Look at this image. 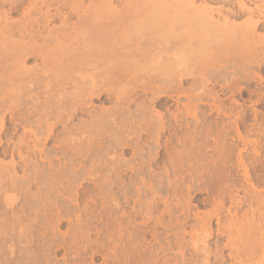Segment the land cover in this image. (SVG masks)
<instances>
[{"label":"bare ground","instance_id":"6f19581e","mask_svg":"<svg viewBox=\"0 0 264 264\" xmlns=\"http://www.w3.org/2000/svg\"><path fill=\"white\" fill-rule=\"evenodd\" d=\"M2 1L0 0V6H2L1 3L4 5L5 4L4 2H8V4H9L8 10H10V11L16 10L18 7H20V5L25 3V0H2ZM34 1H40L41 4L39 5V4H37V2H35L37 8L35 5H33L35 8L31 5L32 8L29 9V11H32L34 8L33 12L32 13L31 12L29 13V11L24 12V13L28 12L27 13L28 15H26V18L24 17L25 18L24 20L22 19V21H19V22L16 21V23H15V21L13 23L12 22L9 23L7 21L8 18L6 17V13L0 12V56H1V58H0L1 59L0 60V71L1 72H5V73L9 72L10 78L12 80L13 79L15 80L16 79L15 77H17L22 70H24V72H26L25 71L26 69L23 68L26 66L23 65L24 63L23 64L20 63L21 61L29 59V56H31V55L32 56L33 55L38 56V58L40 57L43 60V62L45 63L42 70H39L37 73L33 74V76L32 75L29 76V78H27V79L23 78L21 81L22 83H26V82L28 83L26 86H24V89L30 92L33 87L37 88L36 85L39 86L38 83L39 84L44 83L45 80H47V79H49V80H47L48 84H46V87H47V85L49 87L50 86L49 84L50 83L52 84L51 80L52 81L54 80L57 83V85H55V86H57V87L62 86V88H63L64 86H66V84H68V82H71L72 80H73L72 82H74V80H76V78L75 79L72 78L71 75H69L68 73L73 72L74 68H76L77 70H80L81 67L82 68L84 66L86 67V65H88V64L91 67H96L97 65H99L100 69H101V65H103V64H101V62H103V63L105 62L106 66H104V67H105L106 71L105 72L103 70L98 71L99 68H96L94 70V71H96V73L92 72L85 77L81 76V77L77 78V79L82 80L80 82H84L83 81L84 78L89 79L88 80L90 82V85L88 84L89 90L88 89L85 90L87 92L84 93V94H86V98L79 100L80 98H82V94H81L78 98H76L75 102L73 101L74 103L70 104V102H69L68 108L66 107L67 104L64 105L66 108L63 110L68 111L70 114L65 113L66 115H64V113H63L64 116L60 115L57 122L55 121L56 123H51L53 113L49 112L50 109L48 110V108H47L46 110H48V111H47L46 115L44 114L45 117L40 118L38 120V123L40 125H44L43 127H45V128L40 127L38 124V127H40V129L42 128L39 131L37 130L39 128H37L36 129L37 131H35V125L32 124L34 121L31 123V122H29L30 118L28 119L27 117H24V116L22 117V115L18 116L20 118H18V117L16 118L18 113L13 112L14 111L13 109L16 110V108H13V109L11 108L12 111L9 108L11 111V117H10V120L8 123L9 124V131L12 130V129H10L11 127L14 130L17 129L18 127L20 128L22 125H24L25 127L23 126L24 133L22 131V134H21V136L22 135L23 136L20 137V135H19V139L17 140L16 143L12 144L13 145L12 148H9L11 145L9 146L8 144L11 142L13 143L12 140H13V138H16V137L12 136V140H11L10 139L11 136H10V137H8L9 139L7 138L8 140L5 141V142H7V145L9 146L8 148L10 150L7 147H5V149L0 148V192L2 191L0 193V202H1L0 203V223L2 224L1 220L3 221V219H5V222H6V217L8 216V215L5 216L4 215L5 213L4 214L2 213V210L4 208V210H6V211L11 210V212L10 211L9 212L11 214L13 213L12 215L15 216V217L13 216V218H15V220L13 219V221H15L14 222L15 224L14 223H11V224H13V226L14 225L16 226V227H13V226L11 227V224L10 225L8 224V226H6L7 225L6 224V225L0 227L1 231H2V232L0 231L1 232L0 235H1V237H2V234H3V236L5 235L4 237H5L6 243L8 240L10 242H13V240H15L16 237L22 238L24 240L22 243H20V241L17 242V240H16V242H14V244L16 243L15 246H17V244L20 243L19 246H21L22 244H24V246H26L24 253L20 256L26 257L27 260H24L25 261L24 262L22 260V258H19V256H17V254H16L17 257H13L15 250H14V244L12 243L10 245L7 244L9 257H8V255L6 257L8 259L10 258V260H11V262H8L6 260L8 262L7 264H18V263L21 264V262H24L25 264H38V263L43 264V262H41V261H44L45 260L44 257L47 256V254H48V253L46 254V252H45V253H43V255H45V254L46 255L43 256L40 252L41 259H44V260H40L41 263L39 262V260L37 261V259H39V256L37 254L36 255L38 257L36 259L33 258V259H35V261L30 260V259H32V257L36 256L35 253L33 252V250L35 248L39 247L40 245L41 246L43 244L45 245V243H46V242L42 243L41 241H43V240H41L40 241L41 243L39 244V246L33 247L34 248V249L32 248L33 250L31 249V245L33 244L32 243L33 239L31 237V235L29 234V232H30L29 229L31 228V226H33V224H32L33 216L32 215H35L37 213V212L35 213V210L33 208L31 209V207L35 206V209H36V207L38 206L39 207V208H37L38 210L36 209V211H38V212H40V207L42 209H44L41 211H45V210L49 211V208H51V206L49 208H47V206H49V205L46 201L49 200V197L50 198L52 197L50 195H53V193L50 194L51 191H49V190H51V188H53L54 186L57 187V185H55V184L59 182V181L55 182L57 180H55V181L54 180H48L51 177L48 178L47 175H46V177L43 176L44 170L42 169V167L44 169L49 170V173L51 172L50 175L52 176L53 179H56L55 177L58 174L56 172H60L59 173V177H60L59 180L62 179V182H60L61 183L60 186L62 185V187H60L58 185V187H60V191L58 192V194H61V196H66L67 198H69L68 192H71V191H69L70 189L68 190V187H69L68 182H71V181L73 182L72 179L75 178L74 176H77L78 174H80V173H77L76 175L73 176L74 178L71 179L73 174H71L69 171H72V169L75 170L77 168H72L73 163L71 162L72 163L71 164L69 161L66 163H68V164L70 163L69 166H71V168H72L71 170H70V167L68 166V164H67V166L69 168L65 167V166L64 167H65V169L68 168L69 171H67L68 169H66V170L62 169L64 171L63 172V171L55 168V166H57V165H54L55 163L53 161V156H54L55 152H53L52 157L50 156V155H52V154H50V152L55 150V149H53V147H52V150L50 148L48 149L46 147V145L48 142H50L51 140H53L55 138V132H56L55 127H56L57 123L62 124L63 128L65 130V128H67V125L69 124L68 123L69 120H71L70 117L73 118L74 114H76L78 112V111L76 112V110L79 108L80 103H82V101H83L87 105V104H89V102H87V101L92 100V98L94 96L100 95L102 92L106 96L107 95H108V97L111 96L112 98H115V100L117 102H120V104L116 102L118 105H121V102L122 103L127 102L128 104L135 103V101H137V100L133 99V98H135L134 94H136L140 88L143 91V93H145V96H146V94L151 93L153 96L158 95L157 97H159V98H163V97L167 96L168 98L173 100V98L176 94H177V97H178V95L180 96V89L181 88L183 89L185 87L183 85L189 79H193L194 84H196L197 82L199 83V84L198 83L197 84H198V86H200V89H198L197 92L194 89V92L196 94L195 96H196L197 101H198L197 103L200 102L202 104V102L204 101V100L202 101V97H205L208 95L206 93V90H207L206 88L208 86L207 83H208V81L209 82L212 81L210 78H207V74H209L208 77L209 76L212 77V75H215L216 73L220 74L221 70H219L217 68V67H219V65L218 66L216 65L217 67L215 66L214 68L212 67L213 69L216 70L215 72H213L214 70H211L212 69L211 67H208L206 65H203L200 67L199 61H201L202 59L196 61V59L194 60V57L196 55L199 56L201 54L202 47H206V48H207V46L211 47V42H213L212 39H213L214 33H216V34L219 33L218 36H220V34H224L226 36L227 32H229V33L241 32L242 35L244 36L243 40L245 39V36L248 37L247 41H245L247 43L250 37H252V38L254 37L253 38V40H254L256 37L259 36V34L256 37L254 35L257 34V32H256L257 29L261 26L262 23H264L263 22V20H264V0H250V1L255 2V4H257V3L260 4V5L254 6L255 8L254 7L251 8L252 6L247 5L248 0H153V1L148 0L144 3H140V1H139V4L136 2L137 4H135V5L132 4L133 6L128 5V8H125L126 7L125 6L124 9H122V10L119 9L120 7H117L114 5L115 0L114 1L113 0H91V2L89 1L91 4L90 8H89V14L88 13L86 14L85 11L80 12L81 8H77L80 6L78 4L80 0L76 1L77 3H75V0H34ZM70 1L72 2V4L74 1V4H75L74 8L70 4L71 3ZM150 1H152V2H150ZM199 1H200V3H199ZM250 1H249V3L251 4ZM32 2H33V0H32ZM215 3H219V4L221 3L222 6L215 8V7H213V4H215ZM68 4H70L71 8H73V11L75 9V12H76L75 14H78V16H77L78 21L76 23H71L70 25L67 24V22H66L69 20L68 19L69 16L67 15V14H69V12L65 13L66 11H64V12L62 11L65 9L63 6L66 7ZM255 4H253V5H255ZM76 5H77V7H76ZM98 5L103 6V11L100 9L101 7L99 9L97 8ZM61 8H63V9H61ZM76 8L80 9V10H77ZM0 11H1V9H0ZM73 11H72V13H73ZM102 12H103V14L105 12L108 13V15L106 14L107 17L109 16V14L113 15L112 20L109 19L111 21V23L109 22L110 24H108V25H116L115 23H117L118 21H121V23L123 22V25H124V23L127 25V26L126 25L125 26L128 29H126V27H125V30L124 31L122 30L124 32V34L122 33L123 35L119 36L112 31L111 32H105V31H103L105 28L103 30H99V28L103 27V26H100V27L97 26L98 30L97 29L93 30V32L91 34H89L86 31V28L91 26V25L89 26V23L91 24V21H89V19L87 20V18L91 14H92L91 16L101 15ZM115 14H116V17H118L117 18L118 20L114 16ZM69 15H71V14H69ZM123 16L126 17L127 19L125 18L126 19L125 20L123 18ZM245 16H246V19L244 18L245 20L243 19L244 21L242 23H237L238 19L240 20ZM85 17H86V19L83 20ZM95 17H96V19H94ZM119 17L121 18V20H119ZM91 18H93V17H91ZM94 18L92 19L94 22L93 25L96 24V22L98 23V21H99L97 19L98 18L97 16H94ZM103 18H104V16H103ZM109 18H110V16H109ZM57 20L60 21V24L58 25V27H52L51 25L53 24V22H55ZM87 21H89V22L87 23ZM133 25H134V27H136L135 25H137L138 29H139V26H143V25H145V26L148 25L149 27L150 26L152 27V25H153L154 28L153 27H152L153 29L151 28L152 33H150L151 31L150 32L148 31L150 34H147V35H144L141 37H137V38H133L131 36V34H130L131 37L128 36L129 33L126 35V32L128 30H131L129 28L132 27ZM134 27H132V28L134 29ZM100 29H102V28H100ZM123 29H124V26H123ZM148 29H150V28H148ZM16 34H20L19 36L21 38H20L19 42L14 38ZM231 34H233V33H231ZM221 36H223V35H221ZM240 36H241V34H240ZM27 37L28 38L30 37V39L33 40V44L29 41L28 42L25 41L26 39H28ZM230 38H231V36H230ZM252 38H250V39L252 40ZM259 38H257V39H259ZM38 39L41 40V43H42L41 45H37V43L40 41V40L38 41ZM257 39H255V41L252 40L253 44H254V42H255V44H257L259 42L260 39L259 40H257ZM262 40L263 39L260 40L259 45L263 44ZM74 41L78 42L79 44L81 43V45H83L82 46L83 48H81L79 46L80 48H77V50H75V52H81V50L83 51L84 49L90 50L91 48L94 51L90 50L89 53L84 52V54H83V52H82V54L74 53V54H70L69 57H66L67 51H65V49H63V46L66 45V48H68L67 46H70L71 43H73ZM234 41H232V42H234ZM218 42L220 43V41H218ZM228 42H230V41H228ZM130 43H134L133 44L134 48L132 50H130L131 53H128L130 51H128L127 49L130 48L131 46L130 47H126V46H128V44H130ZM120 44L123 45V47H124V45H126L125 47L127 48L126 50L128 52L125 51L126 52L125 54L122 53L123 55L119 54V56H118L117 55L118 53L114 50V47H115V45H120ZM240 47H242V45ZM205 50H202V51H204V53H206ZM207 51H208V49H207ZM209 51H210V49H209ZM209 53H211V52H209ZM119 58L122 60H125V63L122 62L121 65L117 64L116 61H118ZM63 61H67V63L65 62V64H64ZM10 62L13 63V65H11L9 67V65H7V63L10 64ZM19 66H21V68H23L21 71H20L21 68H19ZM208 68H211V69H209L210 71H212L211 73H209L210 71L208 70ZM219 68H221V67H219ZM86 69H87V67H86ZM93 69L94 68H91L90 70L93 71ZM195 69H196V71H195ZM141 70L148 71L149 72L148 75L146 73V75L148 77H145L143 75H141L142 77L141 76L138 77L139 75L137 77H134V76L132 77V74H137ZM18 71H20V72H18ZM100 72H103V74L101 75L102 76L101 81L100 80L98 81V78L95 76V74H98ZM123 73L130 74L129 77H127V78H130L132 83L130 82V84H128V85L126 83L125 85H122V87L118 86V88L116 89V87L114 85L119 81V79L122 76L125 77V75ZM224 75L226 76L225 72H224ZM217 76L219 77V75H217ZM217 76L212 77V79L215 78L213 80L216 81V79H218ZM222 76H223V74H222ZM220 78H222V77H220ZM121 79H123V78H121ZM16 80H18V78ZM123 80H125V79H123ZM159 80H161L164 84L161 82V84H160L161 86H160L158 84L160 82L157 83V81H159ZM237 80H236L237 82L240 81L239 79H237ZM120 81H122V80H120ZM122 82H124V81H122ZM133 83H135V84H133ZM53 84H55V83H53ZM162 84H163V86H162ZM224 86L227 88H230L227 80L224 81ZM16 87H17V85L14 84L13 88H16ZM15 91H13V93ZM181 91H185V90L183 89ZM18 92H19V90H18ZM18 92H17V94H19ZM187 92L186 93L183 92V95H186ZM0 93H1L0 94V100H2L1 97H3V96H1V95L3 93L2 92H0ZM209 93H211V92H209ZM212 94H215V92H212ZM212 94H211V96H213ZM59 96H62V93ZM216 96H217L216 98H218V95H216ZM138 97L141 100L143 98V97L140 98V96H138ZM146 97H149V95H147ZM146 97H144V98H146ZM23 98H22V100H23ZM144 98H143V100H146ZM19 99L20 98L18 97L15 100L19 101ZM143 100H142V102H143ZM57 101H58V103H61L60 99H58ZM175 101H176V105L178 106L179 101L178 100H175ZM11 102H13V101H11ZM195 102H196V100H195ZM204 102L207 103V101H204ZM18 103H20V102H18ZM29 103H31V102H29ZM46 103H48V102H46ZM197 103L194 104L192 107L190 105L189 106L190 108L185 109V113L184 112L181 113L182 111L178 110L180 112H178V111L174 112L173 111L170 113L171 115L169 114L170 116H166L163 112L161 113L159 111V112H155V115L153 113L154 116H153V118L150 117V119H148L149 117L147 118V115H146L147 112L145 110L147 109V107H146V109L144 107V106H146V103H145V105H144V103L143 104L141 103V105H139V103H137L139 106V109H140V111L138 109V111H139L138 113L140 114V112H141V115L143 113L144 117L146 116L144 118L142 115L141 119L139 116L140 120H138V116L136 117V115H138V114H136V115L134 114L135 115L134 118L135 119L137 118V122H136L137 125L134 124L135 122L134 123L132 122L131 124H130V122H129V124L124 123V125H121L119 122V124L121 125L120 126L116 120L117 118H114V116L111 115V112L113 111V110H111V112L109 113L111 115V116L109 115V122L111 123L112 128L114 127V129L117 132V133H115L116 139L114 140V144L112 143L113 147L115 145V147L120 146L123 150L131 149L133 159L136 158V156H137V157H139L140 160H142V159L144 160L145 152L146 153L148 152L147 154H149L148 158L150 159L149 160L150 162H148L146 159L145 160L147 161L149 166L147 167V164L144 166L145 162L143 163V161L142 162L140 161L141 162L140 163V162H138L139 160L137 162L134 161L136 159L131 160L132 159V157H131L130 162H126L127 160H125V161L123 160L124 161L123 163L120 161L121 163H119V164L116 163L117 165L115 164V166L113 165L114 166L113 169H110L111 167L109 168L110 170L106 168L109 171V173H107L106 176H104V175L103 176L105 177V183H106L105 186H106V189L108 191H109V189L112 190V188H110V186H113L114 184L117 183V181H114L116 183H113L112 180H117L116 178H119L118 176H120V175H121L120 176V180H121L122 173L124 172V170L121 169L122 166L124 167V169L126 168L125 169L126 171H130L132 173V178H136V182L134 179V182H135L134 187L132 186L133 184H131L130 186H127L128 183L127 184L122 183L123 185L126 184L122 188L123 189V191H122V189L119 190V188H121V187L118 188L117 186H115V187H117L116 189H118V190H116V192H118V191L123 192L122 194L124 196L122 198H124V199L122 200V202L123 201L124 202L129 201L130 198H132V195L130 197H129V195H130V193H133L134 199L133 200L131 199L132 202L130 201L133 206L131 205L132 208L130 209V212H129V210L127 211L128 208H126V209L124 208L127 205H124V207H122L120 195H119V198H116V197H114V195H112V193L110 191V193H111L110 197L108 195L106 198V200L111 198V203L113 202V205H115V207L117 208V211L120 210V212L119 211L116 212V213H118L117 217H114L113 214L111 213L112 217H114L115 220H114V218H113V221L105 218V219H107V222H108V220L111 221V222L106 223L107 224L106 226L109 227L110 223L112 224V222H113V224H112L113 226L111 225L110 226L111 228H109V229L110 230L113 229L111 231V233H113V235H115V237H116V238L114 237L115 238L114 246H112L110 248V251L108 253L104 252L100 248H97V249L93 248V244H96L97 242H94V241L91 242V240H89L90 234L84 233L85 231H87V232L89 231V229L84 231L83 229L85 227L90 228L86 224H85L84 228H82L83 232L82 231L79 232L81 234H79L78 232H74L72 230V228H71L72 231L69 228H66V229H68V232L62 233L59 235V231L57 230L58 231V233H57L56 229L54 227L55 224L57 223L58 225L63 226V224L68 222L67 223L68 227H70L72 222H70L71 218L69 217L70 216L69 213L71 214L73 212H71L72 209L70 211V207L68 205H67L68 208H67V206H65V204H66L65 201H67V200L62 202L63 204L60 203L61 205H64L65 208H67V209L63 208V206L61 207L60 205H58V203L61 200L57 201V202L53 201L56 199V197H57L56 200H58V198L61 199L59 195L58 196L54 195L55 198L50 199V200L53 199L51 202H54V203H49L50 205L51 204L58 205V206H55L57 208L56 209L57 211H54V212H56V216L51 218L52 220H49V219L45 220L47 218L48 214L44 213V214H46L45 215L46 218H45V216H43L44 214H39V215L43 216V218H45V219H41V222L43 220V223H44L43 225L45 226L47 223L48 230H49V227L53 228V229L51 228L52 229L51 234L49 233L51 236V238H49V244L47 243L48 246L46 245L49 248H47V247H45V248L49 249L48 251L52 250V252H54L55 256L56 255L58 256L59 254L62 253V256H63L62 258H64L63 261H65V262H62V264L68 263L67 258L71 255L70 251H72L70 249H73V251H74L73 256L76 257L75 264H87V263H83V259L80 258L81 255H90L91 260H94V258L96 256H100L104 261L103 264H228L227 261L225 260V257H227L230 260L229 264H264V195H262L263 193H261L262 186H264V177H262V176L256 177V175L254 174L255 170H256L255 164H253L251 161L247 162L246 160H244V157L240 156V164L243 167L242 169H243L244 177L246 180L245 182L247 183V186H246V184H244L245 187L243 186V188L246 189L247 197H246V199L245 198L244 199L239 198L240 199L239 201L237 200L236 202H234L235 203V209H234L235 211L233 210L232 213L230 211H228L229 212V214H228L229 218L226 219L225 218L226 216H223L225 191L221 190L224 188H221L220 190H218V192H215L214 188H216V187L213 186L214 183L212 181V179H214L213 178L214 175L212 176L213 172L211 173V175H209L210 174L209 171L211 168H210V166L208 167L206 165L208 163L205 164V161L203 159V157H205L206 147L204 145L205 143L202 141L206 137L209 136V132L207 131L208 129L206 130L203 127V129L206 130L205 133L200 132L201 130L200 131L198 130L197 132L196 131L192 132V134H190V136H189L190 139L188 138L189 140H187V141L182 140V138L180 139L179 137H176L179 134L178 133L177 135L171 136L170 139L167 138L168 140H166L164 143L162 142L163 144H159L161 142V137L163 136V134L165 132H168V131L171 132L175 127L177 129L180 127L178 129L180 131L181 126L182 127H185V126L188 127L189 126V123H187V122L183 123V121H185V119H186L185 117L190 116L192 118V116H193V117H195V119L199 117V115H200L199 114V112H200L199 107L201 108V105L198 106ZM15 104H13V105H15ZM214 104L218 105L216 101ZM23 105H24V103H23ZM31 105H33V104H31ZM84 105L83 104L81 105L82 108ZM159 105L158 106L160 108L164 109L166 112L168 111V113H169L171 106L170 107L166 106V103H164V102L159 104ZM207 105H209V104H207ZM42 106H44V105H42ZM62 106L63 105H61V107ZM32 108L33 109H31V110H34V107H32ZM117 108H120V106ZM122 108H123V106H121L120 110L123 112ZM19 110H20V108H19ZM57 110H62V109L59 108ZM234 110H236V106L231 105L226 111L222 110L221 113L224 114V116H226V117L227 116L230 117L229 115H231V114L233 115ZM34 112H36V111H34ZM41 112H44V111H41ZM53 112H54V110H53ZM106 113L107 112H105V115H106ZM112 114H113V112H112ZM130 114L132 117L133 116L132 113H130ZM30 115H28V116H30ZM38 116L41 117L42 115L40 114ZM100 116H98V117H100ZM115 116H116V113H115ZM106 117H104V119ZM131 117H130V119L133 118V117L132 118ZM236 118L239 119L240 115L238 114L236 116ZM104 119H103L104 124H102L100 122L103 126L106 125ZM107 119H108V117H107ZM199 119H198V121H199ZM201 119H200V121H202ZM32 120L36 121V119H32ZM94 120L95 121L97 120V123L100 121V120L98 121V119H96V118ZM186 121H187V119H186ZM100 123H98V124L100 125ZM91 124H93L92 121H91L90 125ZM183 124L184 125L187 124V125L183 126ZM108 125H109V123H108ZM88 126H89V124H88ZM100 127H102V126L100 125ZM108 127H110V126H108ZM186 127L184 129H186ZM190 127H191V125H190ZM237 127H238V124H237ZM5 128L7 129L8 127L6 126L5 121H3V119H2L1 123H0V134H1V132L5 131ZM108 129H111V128H108ZM139 130H141V131H139ZM10 132H9V135H11ZM73 132H69V133H73ZM113 132H115V131L113 130ZM141 132H145V134H147V136H148L147 137L148 140L150 142L152 141V143H148V140L146 141L145 139H143L144 137L138 136L139 135L138 133H141ZM176 132H178V131H176ZM84 133L85 132H83L82 134L84 135ZM64 134H65V131H64ZM98 134H104V133H98ZM98 134H97V136H98ZM168 135H170V133ZM74 136L71 134V136H69L67 139L66 138L62 139V140H64V142L61 141V142H63L61 146H64V148L62 147L64 149V151L61 153L59 152V154L61 156H62V153H63V155H65L67 152V149H69L72 145L76 144V146H73L76 148L81 144L80 141H82V140L84 141V138L83 139L80 138L79 139L80 143L79 142L76 143L77 141L75 142V140H77V139ZM101 136H103V135H101ZM101 136H100V138H101ZM134 136L137 138L136 141L133 139ZM1 137H2V135H1ZM1 137H0V146L4 144L3 138H1ZM60 137H62V136H60ZM140 137H142L143 141L147 142L148 145L149 144L153 145L154 143H156V145L158 144L157 145L158 151L155 152L154 154L151 153V150L145 151L144 149L147 146L143 148L142 145L139 146V144H138L139 143L138 140H140ZM5 138H6V136H5ZM172 138L176 139V141H175L176 143H178V144L181 143L183 149L180 148V151L182 149V153H180V152L177 153L179 150L177 152L174 150L176 153L173 152V154L171 152L172 155H170V156L168 155V157L166 159L168 161V164L165 162V164H167V165H165V166L163 165L164 166L163 167L161 164H159L165 158L164 153L162 154L161 151L165 150V153L169 152L167 150L170 147L169 146L170 142H172V144H173ZM55 139H57V138H55ZM98 139H99V137H98ZM185 139H187V138H185ZM15 141H16V139H15ZM85 143H87V142H85ZM143 144H144V146L146 145V143H143ZM55 146H54V148H55ZM61 146L57 147V149L60 148ZM86 146H88V144H86ZM89 147L90 146H88V148ZM81 148H82V146H81ZM88 148H87L86 152L84 151L85 155L88 154L87 156H89V149H91V148H89V149ZM99 149L101 151L100 147H99ZM109 149L107 150L108 152H109ZM65 150H66V152H65ZM74 150L75 149H73V151ZM76 150H78V148ZM81 150H83V149H81ZM97 151L95 150V152H97ZM216 151L220 156L218 154L217 155L219 157L223 158L228 153H231L232 150L230 151V149L225 150V149H219L218 148L216 150L214 149L213 152L215 153ZM64 152H65V154H64ZM73 153H75V152H73ZM105 153H107V152H105ZM109 153H110L109 155L111 157V161L114 162L115 152L112 151ZM123 153H124V151H123ZM254 153H256V155L260 156V151H257V149H254ZM107 154H105V155H107ZM105 155L103 154V156H105ZM214 155L216 156V154H214ZM37 156L39 157V160L47 161V162H45L46 165L43 164L47 168L44 167L39 160H36V158L38 159ZM87 156H85V157H87ZM218 156H216V157H218ZM6 158H10V160L7 161L8 160L7 159L6 160L7 162H4L5 161L4 159H6ZM56 158H57V153H56ZM87 158H89V157H87ZM18 159H19V161H17ZM58 159H57V161H58ZM65 159H66V157H65ZM70 159H72V158H70ZM70 159L68 158V160H70ZM91 159H94V158H91ZM103 159H104V157H103ZM98 160H100V159H98ZM57 161H56V163H57ZM63 161L61 160L60 164L63 163ZM70 161H72V160H70ZM107 161H109V160H107ZM212 161H215V160L213 159ZM112 162H109V163H112ZM131 162H133V163H131ZM221 162L223 163V160ZM19 163H22V166L24 167L21 174L19 173L21 171V169L19 170V166H20ZM137 163H139V164H137ZM60 164L58 162L59 166H60ZM96 164H95V166H96ZM221 164L219 163V165H221ZM91 165H93V163ZM159 165L161 166V168H164L165 173L162 174V172H161V174H159V172H158ZM48 166H49V168H48ZM109 166L110 165L108 164L107 167H109ZM155 166H156V168H155ZM145 167H147V169H145ZM219 167H221V166H219ZM95 168H96L95 170L99 169V167L97 169V166ZM60 169H61V167H60ZM102 169H101V171L98 170V171H100L101 176L103 174ZM106 169H105V172L103 171L104 174H106ZM155 169H158L156 171L158 173H156L154 171ZM78 170H80V169H78ZM161 170H163V169H161ZM224 170L225 169L222 168V171H224ZM46 171H45V174L48 172V171L47 172ZM207 171L209 174H207ZM92 172H93V170H92ZM31 173L37 177L36 179L34 177V179H35L34 181L31 179L33 177V176H31ZM52 173L54 175H52ZM114 174H115V176H114ZM183 175H185V176L188 175L187 177L190 176L191 180L195 179V184H197L196 186H197L198 191L205 192L207 194L206 195L207 198H204L202 200H198L200 202V204H204L212 198V200L214 201V207H213L214 209L212 208L213 210L211 212H209V213L207 212L208 214H204V216H201V214H199V213L193 212L194 207L192 206V203H193V201H195L197 199L196 198L197 196H192L191 190L195 186L192 187L191 185H188L184 188V186H185L184 180L187 177L184 176L185 177L184 178ZM253 175H255V177H253ZM93 176L95 178L94 180L96 181V184H100L97 182L98 180H96V179H98V178H96L97 175H95V173H94ZM101 176H98V177H101ZM214 177H215V179H216V177L218 178L217 174ZM70 179H71V181H69ZM100 179L102 182V178H100ZM221 180H223V179H221ZM88 181H89V179H88ZM35 182H41L43 184L44 183L48 184V186H50L49 188L46 187V185H44V186L47 189H49L48 191H49L50 195H48V192L45 190V187H43V185H41V183H39L40 186H37V187L39 189L41 188V186L44 188L45 191L42 190V192L43 191L47 192V195L44 196L46 198H42L40 196L41 190L38 192L39 194H35L34 191H33L34 194H32L33 192L31 193L30 189L32 190L35 187V185H38L37 183L34 185ZM103 183L104 182H102L101 186H103ZM119 184H120V186L122 185L121 183H119ZM31 185L34 187H32ZM70 185H72V184H70ZM29 186H31V187H29ZM73 186H72V188H73ZM126 186H127V188H126ZM99 187H100V185H99ZM130 187L131 188L133 187L134 191H133V189L131 191ZM103 188H105V187L103 186ZM22 189H23V193H24L25 189H26V191L29 190L28 193L29 194L31 193V195L29 197H26L25 195H23V193L21 195L20 193L22 192L21 191ZM53 189H55V187ZM184 189H186V190H184ZM104 191H106V190H104ZM104 191L100 190V192H102V193L97 194V195H99V196L101 195L100 197H102V194L104 193ZM76 192L79 193V191H76ZM119 192L115 193V194H119ZM184 192L186 194H184ZM25 194H26V192H25ZM42 194H44V193H42ZM70 194H73V192ZM74 194L77 195V193H74ZM120 194H121V192H120ZM164 194L165 195L170 194L171 196L169 195L170 197L169 196L163 197L162 195H164ZM83 195H84V193L82 194V198H81V199H83V200H81L83 202H85V200H88L89 198L92 199L91 197H88V199H85L83 197L87 196V195L86 194L84 196ZM104 195H106V194H104ZM104 195H103V198H104ZM20 196L25 197V199L22 198L23 200H25L24 201L25 204H23L24 202H22V204H21V205H23V207H21V205L18 204ZM71 197H73V196L70 195V198ZM73 198H76L75 201L73 200L75 203L77 201H79L77 199V196L76 197L74 196ZM78 198H79V196H78ZM216 199H217V201H216ZM106 200L104 198V201L107 205L109 202L108 201L106 202ZM98 201L99 200H96V203H94V200H92V201L90 200L89 204L91 202H93V204L95 206V204L97 205ZM233 201H234V199H233ZM87 203H85V204H87ZM85 204L83 203L80 205H82V207H83V205H85ZM101 204H102V202H101ZM123 204H125V203H123ZM17 205H19L21 208L17 209V211H15L14 209L17 208ZM103 205H101V206H103ZM128 205H130V204H128ZM88 206L89 205H86L84 207H88ZM241 206H247V208H248V210L245 211V213H243V215L240 214ZM28 207H30L31 210H28L29 209ZM53 208H54V206L52 207V209ZM91 208L92 207H90V209ZM103 209H106V208H103ZM231 209H232V207H231ZM53 210H50V212ZM67 210H68V212L69 211L70 212L67 213ZM87 210H86V213H88ZM29 211H30V213H28ZM77 211H79V210H77ZM31 212H34V214H32ZM112 212H113V209H112ZM10 213H8V214H10ZM75 213H76V211H75ZM82 213H84V212L82 211ZM116 213L114 214L115 216H116ZM27 214H29L28 219H27L28 216L27 217L24 216ZM94 214H96V213H94ZM89 215L90 214H88V216ZM96 215H98V212ZM77 216H79V214ZM84 216H85V213H84ZM102 216L103 215L96 217V218H98V219H100V217L104 218V216L103 217ZM81 217H82V215L79 217H76V219L78 221L77 222L78 227L80 224L82 226L84 225L82 222L83 219H80ZM109 217L111 218V216H109ZM191 218L195 219L194 221H197V223L195 224V226H192L191 232H188V233H190V235L188 233H186L190 236V238H189L190 243H189V242H187V240H185V238L187 236V235H185V232L187 231V225L189 224ZM9 219H11V217ZM53 219H54V221H53ZM90 219H91V217L86 219L87 220L86 222H88V220L91 222ZM98 219H92V221L94 222V220H96L95 223L98 226V229L100 231V232L97 231V234L99 232V234L102 236L103 234H106L105 231H107V233H108L109 229L105 230L106 226H103V224L101 225V223H103V222H101L100 224H97ZM214 219L216 220V223H217V227H216L217 229L216 230H213L212 221ZM48 220H49V222L53 221L52 224H51V222L49 224V222H47ZM138 221H141V224L143 225V226H141V228L139 227L140 225L138 224L139 223ZM36 222L38 224L40 221L38 222V220H37ZM73 222L76 223L75 221H73ZM93 222H91L89 224H92ZM99 222H100V220H99ZM16 223H17V225H16ZM26 223L28 226L26 225ZM74 223H73V226H74ZM40 224H41L40 225L41 228L44 229L45 227L43 228L42 223H40ZM104 224H105V222H104ZM93 225H92L93 227L96 226L95 224H93ZM99 225H101V227H105V229L102 230L103 228L101 229V227ZM134 225L135 226L137 225L139 228L135 229ZM35 226L36 225H34L32 228H34ZM65 226H66V224H65ZM75 226H76V224H75ZM93 227H92V230H93ZM14 228H16V229L20 228L18 236H14V235L10 236V234H11L10 232H12L14 230V233H15V231H17ZM35 228H38V227H35ZM47 228H45V229H47ZM10 229H11V231L9 232ZM78 229L81 230L80 227ZM159 229H161L162 232H159ZM234 231H236L235 233H237V237H236L237 239L235 238L236 234H234ZM38 232L41 233L40 230L37 231V233ZM45 232H46V230H45ZM47 232H49V231H47ZM70 232H72V234L74 232V234L72 236L74 244L71 241L68 242V240H67V239L71 238L70 237L71 235L69 236V234H68ZM31 234H33V233H31ZM49 234L48 233L45 234L46 240H47V237H49ZM67 234H68V236H67ZM58 235L61 236L60 239H56L58 237ZM215 235L219 239L224 238L226 243H224L222 247H221V244H220V246L216 245L217 247L220 248V250L214 248L215 251H213L214 249L211 250V248L209 246V239ZM162 236H165V238H162ZM171 236L173 237L174 241H172V240L169 241V237H171ZM40 237H42V236L38 237L39 240L41 239ZM149 237L151 239H149ZM102 238H103V236H102ZM104 238L106 239V237H104ZM2 239H0V241L5 242L4 238H2ZM16 239H18V238H16ZM103 240L102 241L97 240V241L99 243L101 242L100 246L104 248ZM3 242H0V243L3 244ZM38 242L39 241L37 240V243ZM67 243L68 244L72 243L73 245L70 244L68 246ZM81 243H82V245H80ZM5 245L3 244V246H4L3 248L6 247ZM44 245L42 247H44ZM111 245H113V242ZM22 246L20 247V250H22ZM70 246H73V247H70ZM188 246L189 247L191 246L190 247L191 250H193V252L197 253L196 254L197 256L195 255L196 256L195 257L196 262L193 260L194 258L192 259V257H187L188 256L187 252L190 250V249H188ZM1 247H2V245L0 246V248ZM3 248H2V250H3ZM224 248L228 249V253L226 255L223 253ZM18 249L19 248H17V250ZM39 249H41V248H39ZM5 251H6V248L4 249V252ZM36 251H38V250H36ZM0 252H2V251H0ZM4 252H2L3 257L6 255L7 251H6L5 255H4ZM50 253H51V251H50ZM50 253L48 254V256L50 255ZM170 253H173L172 257H169ZM51 256L52 255H50V257ZM191 256H194V255L192 254ZM3 257L1 258V256H0V260L3 259ZM211 257H213V262L211 261V259H212ZM53 258H54V256L51 259H53ZM4 259L2 260V262L0 264H4V261H5ZM28 259L30 261H28ZM46 259L48 261L49 257ZM55 260H56V257H55ZM55 260L52 262V264H58L59 263V262H56L57 260L56 261ZM47 261H45L44 263H46V264L49 263V261L48 262ZM69 261H71V259H69ZM74 261H75V259H74ZM24 263H22V264H24ZM49 264H51V263H49Z\"/></svg>","mask_w":264,"mask_h":264},{"label":"rangeland","instance_id":"374dc122","mask_svg":"<svg viewBox=\"0 0 264 264\" xmlns=\"http://www.w3.org/2000/svg\"><path fill=\"white\" fill-rule=\"evenodd\" d=\"M2 1V0H1ZM76 1H79V0H75V3H77ZM91 2V0H80L79 1V7H77V5H76V7L77 8H81V10L80 9H77V10H80V12H84L85 11V13L87 14H89V8H90V2ZM114 1V0H113ZM139 1H140V3H144V2H146V1H148V0H115L114 1V5L115 6H117V7H120L119 9L120 10H122V9H124V7L125 8H128V5L129 6H131L132 4L133 5H135V4H139ZM142 1V2H141ZM153 1V0H152ZM152 1H150V2H152ZM249 1L250 0H248V2H247V5L248 6H252L251 8H253L254 6H256V5H260V4H255V2H253V1H250L251 2V4L249 3ZM3 2V1H2ZM34 2V3H33ZM33 2H32V0L30 1V0H25V3H23L22 5H20V7H18L16 10H8L9 9V4H8V2H4L5 4L3 5L2 3H1V5L2 6H0L1 8V13H3V12H5L6 13V17L8 18L7 19V21L10 23V22H14L15 21V23H16V21H22V19L24 20L25 18H26V15H28L27 13H24V12H26V11H29V9H31L32 7H31V5L33 6V5H35L36 6V3L35 2H37V4H41L40 3V1H34L33 0ZM71 2V1H70ZM121 4H120V3ZM137 2V3H136ZM31 3V4H30ZM199 3H200V1H199ZM71 5H72V7L74 8L75 6V4H74V1H73V4H72V2L70 3ZM70 4H68L67 6L70 8H68L67 6L65 7V6H63L65 9L64 10H62L63 12L64 11H66L65 13H67V12H69V14H71V15H69V14H67L68 16H69V20L68 21H66L67 22V24H71V23H76L77 21H78V18H77V16H78V14H75L76 12H75V9H74V11H73V8H71V6H70ZM221 4V3H220ZM219 3H215V4H213V7H215V8H217V7H220V6H222V4L220 5ZM253 4H255V5H253ZM132 5V6H133ZM34 7V6H33ZM101 7V8H100ZM228 7V6H227ZM35 8V7H34ZM34 8H33V10H34ZM36 8H37V6H36ZM98 9L100 8L102 11H103V6H100V5H98V7H97ZM255 8V7H254ZM28 9V10H27ZM61 9H63V8H61ZM69 9V10H68ZM5 10V11H4ZM33 10L32 11H29V13L31 12H33ZM7 11V12H6ZM71 11V12H70ZM72 11H73V13H72ZM106 11V10H105ZM8 13V14H7ZM25 14V15H24ZM73 14V15H72ZM108 15V13H104L103 14V12H102V14L101 15H93V16H87L88 18H87V20L89 19V21H91V24L89 23V26L90 27H87L86 28V31L89 33V34H91L92 32H93V30H95V29H97V26L98 27H100V26H103V27H100V28H102V29H100L99 28V30H103L104 28V30L103 31H105V32H114L115 34H117V35H119V36H121V35H123L124 34V30H125V27L127 26L125 23H124V25H123V22L121 23V21H118L117 23H115L116 25H108V24H110L111 23V21L110 20H112V17H113V15H111V14H109V16H110V18H109V16L107 17V15ZM94 16H97L98 18V23L96 22V24H94L93 25V18H94ZM103 16H104V18H103ZM115 17H116V14L114 15ZM25 17V18H24ZM91 17H93V18H91ZM106 17V18H105ZM108 18V19H107ZM118 17H116V19H117ZM123 18L125 19L126 17H124L123 16ZM246 19V16L245 17H243L242 19H238V21H237V23H242L245 19ZM86 19V17L83 19V20H85ZM94 19H96V17L94 18ZM110 19V20H109ZM115 19V18H114ZM113 19V20H114ZM115 19V20H116ZM123 19V20H124ZM127 19V18H126ZM125 19V20H126ZM244 19V20H243ZM118 20V19H117ZM119 20H121V18L119 17ZM122 20V21H123ZM70 21V22H69ZM89 21H87V23L89 22ZM110 22V23H109ZM263 22H264V20H263ZM56 23V24H55ZM114 23V22H113ZM120 23V24H119ZM60 24V21L59 20H57V21H55V22H53V24L51 25L52 27H58V25ZM101 24V25H100ZM124 26V29H123V26ZM264 23H262L261 24V26L257 29V34H255L254 36L256 37V36H258V34H259V36L258 37H256L255 39H257V38H259L260 40L261 39H263L262 40V43L263 44H261V45H259L260 44V40L259 39H257V40H259V42L257 43V44H255V42H254V44H253V41H255V39L253 40V38L252 37H250V38H252V40L249 38V40H248V42L246 43L245 41H247V38L248 37H246L245 36V39L243 40V38H244V36L242 35V33L241 32H231V33H233V34H231V33H229V32H227L226 33V36L224 35V34H220V36H218L219 35V33H214L213 34V39H212V41L213 42H211V47H208L207 46V48L206 47H202V49H201V54L198 56V55H196L195 57H194V60L196 59V61L197 60H201V61H199V65H200V67L201 66H203V65H206V66H208V67H215L216 65L218 66L219 65V67H221V68H219V67H217L219 70H221V75L220 74H215V75H212V77H215V76H217V75H219V77H218V79H216V81H214L213 79H215V78H213L212 79V77H208V75L209 74H207V78H210L212 81H208V83H207V90H206V93L208 94L207 96H205V97H202V101L204 100V101H207V103H205L204 101L202 102V104L199 102V103H197L198 101H197V98H196V94H195V92H194V89L196 90V92H197V90L198 89H200V86H198V84L196 83V84H194V80L193 79H189L183 86H185L183 89L187 92V94L186 95H183V92L184 93H186L185 91H181V90H183L182 88L180 89V96L178 95V97H177V94L174 96V98H173V100H171L170 98H168L167 96L166 97H163V98H159V97H157L158 95H152L151 93H148V94H146V96L147 95H149V97H146L145 96V93H143V91L141 90V88L138 90V92L136 93V94H134L135 95V98H133V99H136L137 101H135V103H131V104H128L127 102H121V105H118L117 103H119L120 104V102H117L116 100H115V98H112L111 96H109L108 97V95L106 96L103 92L100 94V95H96V96H94L93 98H92V100H90V101H87V102H89V104H85V102H83L82 101V103H80V106L83 104H85L84 106H83V108H82V106L80 107L79 106V108L76 110V114H74V116H73V118L72 117H70V119L71 120H69V126L67 125V128H65V130H64V128H63V125L62 124H59V123H57L56 124V127H55V138H57V139H53V140H51L50 142H48L47 143V145H46V147L49 149H51L52 150V147H53V149H55V150H53V151H51L50 152V154H52V155H50L51 157L53 156V152H55V154H54V156H53V161H54V165H57V166H55V168H57V169H59V170H61V171H63L64 169H65V167H68L69 165H70V163L72 164V168H77V169H72L71 168V166H69L70 167V170L72 169V171H69V167L68 168H66V169H68L67 171H69L71 174H73L72 175V177H71V179L72 178H74V179H72L73 180V182L71 181V179L69 180V181H71V182H68L69 183V187H68V190L69 191H71V192H68L69 194V198H67L66 196H61V194H58V192L60 191V187H62V185L60 186V182H62V179H60L59 180V173L60 172H56V173H58L57 174V176L55 177L56 179H53L52 178V176L50 175L51 174V172L49 173V170H47V169H44L43 167H42V169L44 170V175L43 176H45L46 177V175H47V177L49 178V177H51V178H47L48 180H57V181H55V182H58V183H56L55 185H57V187H58V185L60 186V187H56V186H54L55 187V189H53V188H51V190H49V189H47L46 187H50V186H48V184H43V183H41V182H35L34 183V185L37 183L38 185H35V187L34 186H32V187H34L32 190L30 189V191H31V193L34 191L35 192V194H39L38 192L41 190V194H40V196L42 197V198H46V197H44V196H46L47 195V192H48V195H50L51 193H53V195H50V196H52L51 198H55L54 197V195L55 196H60V198L61 199H59L58 198V200H56L57 199V197H56V199L55 200H53L54 202L56 201H60L59 203H58V205H60L61 207L63 206V208H65V206H69L70 207V211H71V209H72V211L71 212H73V213H69L68 212V210H67V213H69V217L71 218L70 220V222H72V224H71V226L70 227H68V222L67 223H65L66 224V226H65V224H63V226H61V225H58L57 223L55 224V229H56V232L58 233V231H59V235L60 234H62V233H66V232H68V229H66V228H69L70 230H71V228H72V230L74 231V232H80V231H82L83 232V230L85 231V230H87V229H89V231L87 232V231H85L84 233H89L90 235H89V240H91V242L92 241H94V242H97L96 244H93V248L94 249H97V248H100V249H102L104 252H109L110 251V248L112 247V246H114V242H115V235H113V233H111V231L113 230H110L109 228H111L110 226L113 224V222H112V224L110 223V226L108 227V226H106L107 224L106 223H108V222H111V221H113V218L114 217H117L118 216V213H116V212H120V210H118L117 211V208L115 207V205H113V202L111 203V198H109L110 197V195H111V193H112V195H114V197H116V198H119V195H120V200H121V202H122V200L124 199V198H122L124 195L122 194L123 192V187L127 184V186H130L131 184H133L132 186L134 187V183L136 182V178H132V173L130 172V171H126L125 169H124V167L122 166V168L121 169H123L124 170V172L122 173V177H121V180H120V176H118L119 178H116L117 180H112L113 181V183H116V182H114V181H117V183L116 184H114L113 186H110V188H112V190L111 189H109V191L106 189V183H105V177L104 176H106L107 175V173H109V171L107 170V169H109L110 167V169H113L114 168V166H115V164L117 163V164H119V163H123L125 160H127L126 162H130V158L132 157V150L131 149H128V150H123L120 146V148L119 147H115V145H114V147H113V144H114V140L116 139V137H115V133H117L116 132V130L114 129V127L112 128V125H111V123L109 122V113L111 112V110H113L112 112H113V114H112V112H111V115L112 116H114V118H117L116 120H117V122H118V124H119V122H120V124L121 125H124V123L126 124H129V122H130V124L133 122H135L134 124H136V122H137V118L135 119L134 117H135V115L136 114H138V115H136V117L138 116V120H140L141 119V117H142V115H143V113H142V115H141V112H140V114L138 113L139 111H140V109H139V106H138V104L137 103H139V105H141V103L143 104L144 103V105H145V103H146V106H144L145 107V109H146V107H147V109L145 110L147 113H146V115H147V118L148 119H150V117L151 118H153V116L155 115V112H163L166 116H170L171 114V112H177L178 110H180V111H182L181 113H185V109H188V108H190L189 106L191 105V107L194 105V104H198V106H200L201 105V108L199 107V117L198 118H196L195 119V117H193L192 116V118L190 117V116H187V117H185L186 119H187V121H186V119H185V121H183V123L185 122H187V123H189V126L188 127H186L185 125H187V124H183V126H185L186 127V129H184L185 127H182L181 126V129H180V131L175 127L174 129L176 130V131H178V132H176L174 129L171 131V132H165L164 134H163V136L161 137V142L159 143V144H163L166 140H168V139H170L171 138V136H173V135H177L178 133V135L176 136V137H179L180 139L182 138V140H185V141H187V140H189L190 138H189V136H190V134H192V132H194V131H200V132H202V133H205V131L207 130L208 132H209V136L208 137H204L205 139L202 141V142H204L205 144V147H206V149H205V157H203V159H204V161H205V164L206 163H210L209 165L208 164H206L208 167L210 166V171H209V173H208V171H207V174H209V175H211V173L213 172V174H212V176L214 175H216L217 174V176H218V178L216 177V179H215V177L213 176V178L214 179H212V181H213V186L214 187H216V188H214V190H215V192H218V190H220L221 188H224V189H221V190H223V191H225V200H224V206H223V212H224V214H223V216H226L225 218L226 219H228L229 217H228V214H229V212L228 211H230L231 213L233 212V210L235 209V203L234 202H236L237 200L239 201L240 199H246V197H247V194H246V189H244L243 188V186L245 187V185L244 184H246V186H247V183L245 182L246 180H245V177H244V172H243V167L241 166V164H240V156L241 157H244V160H246L247 162H252L253 164H255V166H256V170H255V175H256V177L257 176H262V177H264V25H263ZM108 25V26H107ZM121 25V26H120ZM126 25V26H125ZM136 27H134V25L132 26V27H134V29L132 28V27H130L129 29H131V30H126L127 32H126V35L129 33V35L128 36H130V34H131V36L133 37V38H137V37H141V36H144V35H147V34H150V33H152V29L154 28V26L152 25V27L150 26H148V25H143V26H139V29H138V27H137V25H135ZM148 28H150V29H148ZM152 28V29H151ZM126 29H128L127 27H126ZM148 29V30H147ZM36 30V29H35ZM98 30V29H97ZM123 30V31H122ZM143 30V31H142ZM150 33H149V32ZM233 31V30H232ZM123 33V34H122ZM85 34V33H84ZM239 34V35H238ZM240 34H241V36H240ZM20 34H16L15 35V39L19 42L20 41V36H19ZM221 35H223V36H221ZM130 36V37H131ZM217 36V37H216ZM230 36H231V38H230ZM233 36V37H232ZM243 36V37H242ZM262 37V38H261ZM28 38V37H27ZM239 38V39H238ZM229 39V40H228ZM15 40V41H16ZM40 39H38V41H39ZM235 40V41H234ZM26 42H31L32 44H33V40L32 39H30V37L28 38V39H26L25 40ZM76 41V40H75ZM73 42V43H71V45L70 46H67L68 48H66V45H64L63 46V49H65V51H67V55H66V57H69L70 56V54H74V53H80V54H82V52H83V54H84V52H86V53H89L90 52V50L91 51H94L92 48L89 50H87V49H84L83 51L81 50V52H75V50H77V48H83L82 46L83 45H81V43L79 44L78 42ZM218 41H220V43L218 42ZM228 41H230V42H228ZM232 41H234V42H232ZM239 43H237V42ZM214 43V44H213ZM219 43V44H218ZM223 43V44H222ZM241 43V44H240ZM42 43H41V40L37 43V45H41ZM134 43H130V44H128V46H126V45H124V47H123V45H115V47H114V50L118 53L117 55L119 56V54L121 55L122 53H126V52H128V51H130V50H132L133 48H134V45H133ZM242 45V47H240ZM80 46V47H79ZM130 47V48H126V47ZM210 46V45H209ZM65 47V48H64ZM70 48V49H69ZM206 50H205V49ZM128 51H127V50ZM207 49H208V51H207ZM209 49H210V51H209ZM202 50H205L206 51V53L208 54H206V53H204V51H202ZM212 50V51H211ZM69 51V52H68ZM71 51V52H70ZM74 51V52H73ZM126 51V52H125ZM203 52V53H202ZM209 52H211V53H209ZM128 53H131V51L130 52H128ZM96 54V53H95ZM206 54V55H205ZM101 55V54H100ZM123 55V54H122ZM32 56V55H31ZM31 56H29V59H26V60H24V61H21L20 63H24L23 65L24 66H26V67H23V68H25L26 70V72H24V70H22L23 68H21V66H19V68H21L20 69V71L22 72H20V71H18V72H20V74L17 76V77H15L16 79L18 78V80H12L11 78H10V73L9 72H7V73H5V72H1L0 71V92H2L3 94L1 95V96H3V97H1L2 98V100H0V123H1V120L3 119V121H5V123H6V126L8 127L7 129L5 128V131L4 132H1V134H0V137H1V135H2V137L1 138H3V145H1L0 146V148L1 149H5V147H9L10 145V147L9 148H12L13 147V145L12 144H14V143H16L17 142V140L19 139V135H20V137H22L21 136V134H22V131L24 130L23 129V126L24 125H22L20 128L18 127L17 129H13L12 127L10 128V129H12V130H10L9 131V120H10V117H11V111H12V109L13 108H16V110L15 109H13L14 111L13 112H17L18 113V115L16 116V118L20 115H22V117L24 116V117H27L28 119H29V122H33L32 124L33 125H35V131H39V130H41L42 128H45V127H43L44 125H40L39 123H38V120L40 119V118H43V117H45L44 116V114L46 115L47 114V111L50 109V111L49 112H52L53 114H52V119H51V123H56L57 122V120H58V118H59V116L60 115H62V116H64V115H66L65 113H69L68 111H66V110H63V109H65L66 107L68 108V106H69V102H70V104H72V103H74L75 102V100H76V98H78L81 94H82V98H80L79 100H81V99H85L86 98V94H84V93H86L87 91H85V90H89V85H90V82L88 81L89 79H87V78H84L83 79V81L84 82H80V81H82V80H80V79H77V78H79V77H81V76H87V75H89L90 73H92V72H95L96 73V71H94L96 68H99L98 69V71H101V70H103L104 72L106 71V69H105V67L104 66H106V64H105V62L103 63V62H101V64H103V65H101V69H100V66L99 65H97L96 67H91L89 64L88 65H86V67H87V69H86V67L84 66L83 68L81 67V69L80 70H77L76 68H74V70H73V72H71V73H68L69 75H71V77L72 78H76V80H74V82H68V84H66V86H64L63 88H62V86H60V87H57V86H55V85H57V83L53 80H51V82H52V84L50 83L49 85L51 86H49L48 87V85H47V87H46V84H48L47 83V80H49V79H47V80H45V82L44 83H38V85L39 86H37L36 85V87L37 88H35V87H33L32 89H31V91L29 92V91H27V90H25L24 89V86H26L28 83L26 82V83H22L21 81H22V79L24 78H29V76H33V74H35V73H37L39 70H42V68H43V66L45 65V63L43 62V60L39 57L38 58V56H35V55H33L32 57ZM201 56V57H200ZM206 56V57H205ZM31 57V58H30ZM203 57V58H202ZM234 57V58H233ZM0 58H1V56H0ZM238 59V60H237ZM1 60V59H0ZM206 61V62H205ZM224 61V62H223ZM64 62V64H65V62L67 63V61H63ZM122 62L123 63H125V60H122V59H118V61H116V63L117 64H119V65H121L122 64ZM205 62V63H204ZM222 62V63H221ZM107 63V62H106ZM105 64V65H104ZM7 65H9V67L11 66V65H13V63H11L10 62V64L9 63H7ZM22 65V66H23ZM103 66V67H102ZM30 68V69H29ZM89 68V69H88ZM91 68H94L93 69V71L92 70H90ZM211 68H208V70L209 69H211ZM211 69V70H214L213 72H215L216 70L215 69ZM216 68V69H217ZM29 69V70H28ZM36 69V70H35ZM217 69V70H218ZM195 71H196V69H195ZM210 71V70H209ZM225 72V74H226V76L224 75V72ZM212 71H210L209 73H211ZM223 72V73H222ZM73 73V74H72ZM146 73H147V75H148V71H145V70H141L140 72H138L137 74H132V77L134 76V77H137L138 75V77H140L141 75H143V76H145V77H148L147 75H146ZM103 74V72H100V73H98V74H95V76L98 78V81L100 80L101 81V75ZM124 75H125V77L124 76H122L121 78H123V79H125V80H123V79H119V81L114 85L115 87H116V89L118 88V86L120 87H122V85H125L126 83H127V85L128 84H130V82H131V79L130 78H127V77H129V75L130 74H128V73H123ZM122 74V75H123ZM222 74H223V76H222ZM9 76V77H8ZM142 77V76H141ZM216 77V78H217ZM220 77H222V78H220ZM240 77V78H239ZM227 78V79H226ZM2 79V80H1ZM89 82H87L86 80ZM209 79V80H210ZM237 79H239L240 81L239 82H237L238 80ZM4 80V81H3ZM31 80V79H30ZM120 80H122V81H124V82H122V81H120ZM225 80H227L228 81V85L230 86V88H227V87H225L224 86V81ZM237 80V81H236ZM13 81V82H12ZM79 81V82H78ZM214 81V82H213ZM87 82V83H86ZM158 82H160V83H158ZM161 80H159V81H157V83L160 85L161 84ZM19 83V84H18ZM35 83V82H34ZM53 83H55V84H53ZM132 83V82H131ZM163 83V82H162ZM17 85V87L16 88H13V85ZM89 84V85H88ZM133 84H135V83H133ZM164 84V83H163ZM163 84H162V86H163ZM43 85V86H42ZM117 85V86H116ZM161 86V85H160ZM196 86V87H195ZM42 87V88H41ZM195 87V88H194ZM198 87V88H197ZM197 88V89H196ZM22 89V90H21ZM48 89V90H47ZM16 90V91H15ZM18 90H19V92H18ZM34 90V91H33ZM36 90V91H35ZM42 90V91H41ZM209 90V91H208ZM211 90V91H210ZM13 91H15L14 93H13ZM17 92L19 93V94H17ZM27 94H26V93ZM35 92V93H34ZM56 92V93H55ZM62 93V96H59L61 93ZM182 92V93H181ZM194 92V93H193ZM209 92H211V93H209ZM212 92H215V94L216 95H218V98H216L217 96L215 95V94H212ZM1 94V93H0ZM29 94V95H28ZM53 94V95H52ZM77 94V95H76ZM175 94V93H174ZM211 94L213 95V96H211ZM183 95V96H182ZM215 95V96H214ZM21 96V97H20ZM26 96V97H25ZM138 96H140V98H144V97H146V98H144V99H146V100H143V98H142V100H143V102H142V100L141 99H139V97ZM153 96V97H152ZM20 98L19 99V101H16L15 99H17V98ZM24 97V98H23ZM157 97V98H156ZM22 98H23V100H22ZM53 98V99H52ZM138 98V99H137ZM156 98V99H155ZM25 99V100H24ZM32 99V100H31ZM41 99V100H40ZM49 99V100H48ZM58 99H60L61 100V103H58ZM65 99V100H64ZM210 99V100H209ZM31 100V101H30ZM53 100V101H52ZM56 100V101H55ZM162 102H161V101ZM175 100H178L179 102H178V106L176 105V101ZM194 100V101H193ZM195 100H196V102H195ZM219 102H218V101ZM11 101H13V102H11ZM51 101V102H50ZM72 101V102H71ZM74 101V102H73ZM145 101V102H144ZM193 101V102H192ZM215 101L217 102V104L218 105H215L214 103H215ZM18 102H20V103H18ZM29 102H31V103H29ZM46 102H48V103H46ZM86 102V103H87ZM117 102V103H116ZM141 102V103H140ZM166 103V106H168V107H170L171 106V108H170V111H169V113H168V111L166 112L164 109H162V108H160L159 106V104H161V103ZM17 105H16V104ZM23 103H24V105H23ZM42 103V104H41ZM204 103V104H203ZM220 103V104H219ZM13 104H15V105H13ZM29 104V105H28ZM31 104H33V105H31ZM67 104V105H66ZM149 104V105H148ZM207 104H209V105H207ZM22 105V106H21ZM42 105H44V106H42ZM61 105H63L62 107H61ZM64 105H66V107L64 106ZM159 105V106H158ZM203 105V106H202ZM231 105H234V106H236V110H234V113H233V115L231 114V115H229L230 117H226V116H224V114H222L221 112H222V110H227ZM15 106V107H14ZM19 106V107H18ZM39 106V107H38ZM41 106V107H40ZM120 106V108H117V107H119ZM121 106H123V112L120 110L121 109ZM188 106V107H187ZM30 107V108H29ZM32 107H34V110H31V109H33ZM37 107V108H36ZM52 109H51V108ZM61 108L62 110H57V109H59V108ZM86 107V108H85ZM186 107V108H185ZM11 109V111H10V109ZM18 108V109H17ZM19 108H20V110H19ZM44 108V109H43ZM48 108V110H46ZM81 108V109H80ZM22 109V110H21ZM56 109V110H55ZM138 109H139V111H138ZM29 110V111H28ZM46 110V111H45ZM52 110V111H51ZM53 110H54V112H53ZM34 111H36V112H34ZM41 111H44V112H41ZM59 111V112H58ZM65 111V112H64ZM180 111H178V112H180ZM39 112V113H38ZM58 112V113H57ZM105 112H107L106 113V115H105ZM132 113V117L135 119H133L132 117H131V114L130 113ZM228 112V111H227ZM239 112V113H238ZM9 113V114H8ZM23 113V114H22ZM26 113V114H25ZM35 113V114H34ZM37 113V114H36ZM63 113H64V115H63ZM115 113H116V116H115ZM153 113H154V115H153ZM229 113V112H228ZM32 116H31V115ZM42 115L41 117L40 116H38V115ZM55 114V115H54ZM70 114V113H69ZM103 114V115H102ZM135 114V115H134ZM170 114V115H169ZM240 115V118L238 119V118H236V116L237 115ZM28 115H30V116H28ZM73 115V114H72ZM101 115V116H100ZM105 115V116H104ZM108 115V116H107ZM110 115V116H111ZM90 116V117H89ZM98 116H100V117H97ZM108 117V119H107V117ZM139 116H140V119H139ZM4 117V118H3ZM104 117H106L105 119H104ZM130 117L132 118V119H130ZM143 117H144V115H143ZM146 117V116H145ZM144 117V118H145ZM202 119H201V118ZM18 118H20V117H18ZM98 119V123H102V124H104L103 123V119H104V121H105V124L106 125H102L101 123H100V125L102 126V127H100V125L97 123V120L95 121L94 119ZM101 118V119H100ZM202 120V121H200V119ZM32 119H36V121L35 120H32ZM126 119V120H125ZM131 121H130V120ZM183 119V120H184ZM198 119H199V121H198ZM119 120V121H118ZM134 120V121H133ZM54 121V122H53ZM56 121V122H55ZM71 121V122H70ZM91 121H92V123L93 124H91L90 125V123H91ZM96 123H95V122ZM197 121V122H196ZM199 122V123H198ZM88 123L89 124V126H88V124L86 125V124ZM108 123H109V125H108ZM197 123V124H196ZM38 124H39V126L40 127H42L41 129H40V127H38ZM119 124V125H120ZM237 124H238V127H237ZM85 125V126H84ZM96 125V126H95ZM99 125V126H98ZM110 126V127H108V126ZM120 125V126H121ZM137 125V124H136ZM135 125V126H136ZM190 125H191V127H190ZM12 126V125H11ZM98 126V127H97ZM25 127V126H24ZM69 127V128H68ZM104 127V128H103ZM111 128V129H108V128ZM190 127V128H189ZM203 127H204V129H206V130H204L203 129ZM208 127V128H207ZM37 128H39V129H37ZM82 128V129H81ZM100 130H99V129ZM103 128V129H102ZM223 128V129H222ZM37 129V130H36ZM239 129V130H238ZM75 130V131H74ZM103 130V131H102ZM113 130L115 131V132H113ZM64 131H65V134H64ZM67 131V132H66ZM74 131V132H73ZM112 131V132H111ZM139 131H141V130H139ZM204 131V132H203ZM9 132H10V134L11 135H9ZM69 132H73V133H69ZM81 132V133H80ZM83 132H85L84 133V135L82 134ZM122 132V131H121ZM23 133H24V131H23ZM63 133V134H62ZM69 133V134H68ZM98 133H104V134H98V136H97V134ZM107 133V134H106ZM170 133V135H168ZM172 133V134H171ZM176 133V134H175ZM207 133V132H206ZM8 134V135H7ZM71 134L77 139V140H75V142L76 143H78L79 142V139L81 138V139H83L84 138V141L82 142V141H80L81 142V146H82V148H81V146L79 145H77L78 147H73V146H76V144H74V145H72L69 149H67V152H66V150H65V152H66V154H65V152H64V154L65 155H63V153H62V156L59 154V152L61 153V152H63L64 151V146H61L62 145V143L64 142V140H62V139H67L69 136H71ZM77 134V135H76ZM80 134V135H79ZM139 135L138 136H142V137H144L143 139H145L146 141L148 140V136H147V134H145V132H141V133H138ZM62 136V137H60V136ZM101 135H103V136H101ZM5 136H6V138H5ZM11 136V140H12V136H14V137H16V138H13V143L11 142V143H9L8 145H7V142H5L6 140H8L9 138L8 137H10ZM59 136V137H58ZM97 136V137H96ZM100 136H101V138H100ZM169 136V137H168ZM64 137V138H63ZM98 137H99V139H98ZM142 137H140V140L143 142V143H146V145L144 146V144L140 141V140H138L139 141V146H143V148L144 147H146L144 150L145 151H148V150H151V153L152 154H154L155 152H157L158 151V149H157V145H156V143H154L153 145L152 144H149L148 145V143H152V141L150 142L149 140H148V143L147 142H145V141H143V139H142ZM175 137V136H174ZM8 138V139H7ZM168 138V139H167ZM185 138H187V139H185ZM189 138V139H188ZM15 139H16V141H15ZM98 139V140H97ZM133 139L136 141V137L134 136L133 137ZM173 139V144H172V142H170V144H169V149L167 150V151H169L168 153L166 152L165 153V150H163V151H161L162 152V154L164 153V159L162 160V162L161 163H159V164H161L162 166L164 165H167L168 164V161L166 160L167 159V157H168V155L170 156V155H172L173 154V152H177L178 150V152L177 153H182V149H183V147H182V145H181V143H176L175 141H176V139L175 138H172ZM175 139V140H174ZM203 139V138H202ZM55 140V141H54ZM60 141V142H59ZM61 141H63V142H61ZM172 141V140H171ZM207 141V142H206ZM74 142V143H75ZM79 142V143H80ZM85 142H87V143H85ZM141 142V143H140ZM163 142V143H162ZM6 143V144H5ZM91 145H90V144ZM113 143V144H112ZM59 144V145H58ZM86 144H88V146H90L89 148H91V149H89L88 148V146H86ZM94 146H93V145ZM56 145V146H55ZM65 145V144H64ZM96 145V146H95ZM181 145V146H180ZM54 146H55V148H54ZM59 146H61L60 148H58L57 149V147H59ZM112 146V147H111ZM174 146V147H173ZM208 146V147H207ZM63 147V148H62ZM99 147L101 148V151H100V149H99ZM110 149H109V148ZM149 147V148H148ZM151 147V148H150ZM8 148V149H9ZM62 148V149H61ZM78 148V150H76ZM83 149V150H81V149ZM87 148L89 149V156H87V155H85V152L87 151ZM180 148H182L181 149V151H180ZM225 149V150H228V149H230V151H231V153H228L225 157H219L220 155L217 153V151L214 153L213 151H214V149L216 150V149ZM62 151H61V150ZM73 149H75L74 151H73ZM85 149V150H84ZM99 149V150H98ZM109 149V152H115V160H114V162H112L111 161V157H110V153L107 151ZM147 149V150H146ZM254 149H257V151H260V156L259 155H256V153H254ZM10 150V149H9ZM58 150V151H57ZM71 150V151H70ZM95 150L97 151V152H95ZM124 151V153H123V151ZM156 150V151H155ZM175 150V151H174ZM79 151V152H78ZM85 151V152H84ZM95 153H94V152ZM144 151V152H145ZM154 151V152H153ZM219 151V150H218ZM73 152H75V153H73ZM79 154H78V153ZM84 152V153H83ZM102 152V153H101ZM105 152H107V153H105ZM131 152V153H130ZM171 152H172V154H171ZM175 152V153H176ZM56 153H57V158H56ZM77 153V154H76ZM81 153V154H80ZM83 153V154H82ZM92 153V154H91ZM98 153V154H97ZM148 153V152H147ZM146 152H145V157H144V160L146 159L148 162H150L149 160V158H148V156H149V154H147ZM150 153V154H151ZM216 154V156H218V157H216L214 154ZM69 156H68V155ZM103 154L105 155V154H107V155H105V156H103ZM167 154V155H166ZM218 154V155H217ZM239 154V155H238ZM61 157H60V156ZM76 157H75V156ZM87 156V157H89V158H87V157H85V156ZM66 157V159H65V157ZM74 156V157H73ZM78 156V157H77ZM97 156V157H96ZM100 156V157H99ZM204 156V155H203ZM38 157V156H37ZM60 157V158H59ZM103 157H104V159H103ZM55 158V159H54ZM59 158V159H58ZM65 160H64V159ZM68 158L70 159V158H72V159H70V160H72V161H70V160H68ZM76 158V159H75ZM91 158H94V159H91ZM113 158V159H114ZM215 160V161H212L213 159ZM8 159V160H7ZM57 159H58V161H57ZM86 159V160H85ZM96 159V160H95ZM98 159H100V160H98ZM102 159V160H101ZM106 159V160H105ZM134 159H136V160H134ZM133 159V157H132V159L131 160H134V161H138V162H142L143 161V163H144V166L147 164V167L149 166L148 165V163H147V161L145 160H140L139 159V157H137L136 156V158H134ZM206 159V160H205ZM223 160V163L221 162L222 160ZM5 160V161H4ZM3 161L4 162H7V161H9L10 160V158H6V159H4ZM7 160V161H6ZM36 160H39V157H38V159L36 158ZM62 160H64L63 161V163H61L60 164V161ZM107 160H109V161H107ZM124 160V161H123ZM129 160V161H128ZM239 160V161H238ZM249 160V161H248ZM17 161H19V159L17 160ZM41 163H42V165L43 164H45L46 165V163L45 162H47V161H41V160H39ZM56 161H57V163H56ZM70 162L69 164L68 163H66V162ZM75 161V162H74ZM95 161V162H94ZM97 161V162H96ZM103 161V162H102ZM121 161V162H120ZM58 162H59V164H60V166L58 165ZM102 162V163H101ZM109 162H112V163H109ZM140 162V163H141ZM165 162L167 163V164H165ZM212 162V163H211ZM84 163V164H83ZM93 163V165H91ZM96 164V166H97V169H98V167H99V169L98 170H100L101 171V169L103 168H107L106 169V174H104V172H105V169L103 170L102 169V176L100 175V171H98V170H95L96 168V166H95V164ZM104 163V164H103ZM131 163H133V162H131ZM135 163V162H134ZM219 163L221 164V165H219ZM20 164V166H19V170L21 169V171L19 172L20 174H21V172H22V170L24 169V167L22 166V163H19ZM66 164V165H65ZM67 164H68V166H67ZM108 164L110 165L109 167H107L108 166ZM116 164V165H117ZM136 164V163H135ZM137 164H139V163H137ZM63 165V166H62ZM114 165V166H113ZM212 165V166H211ZM224 167H223V166ZM44 166V165H43ZM65 166V167H64ZM163 166V167H164ZM219 166H221V167H219ZM44 167H46V166H44ZM60 167H61V169H60ZM82 167V168H81ZM92 167V168H91ZM147 167H145V169H147ZM47 168V167H46ZM48 168H49V166H48ZM155 168H156V166H155ZM161 168V166L159 165V170L158 169H155L154 171L156 172L157 170H158V172H159V174H161V172H162V174L163 173H165V171H164V168H161V169H163V170H161L160 169ZM222 168L223 169H225L224 171H222ZM63 169V170H62ZM65 169V170H66ZM78 169H80V170H78ZM90 169V170H89ZM109 169V170H110ZM48 172H47V171ZM92 170H93V172H92ZM95 170V171H94ZM122 170V171H123ZM221 172H220V171ZM45 171L47 172L46 174H45ZM76 173H75V172ZM104 171V172H103ZM64 172V171H63ZM89 174H88V173ZM158 172H156V173H158ZM219 172V173H218ZM49 173V174H48ZM55 173V172H54ZM55 173V174H56ZM75 173V174H74ZM77 173H80V174H78L77 176H74V175H76ZM93 173V174H92ZM94 173H95V175H97L96 176V178H98V179H96V180H98L97 182L98 183H100V184H96V181L94 180L95 178H94ZM222 173V174H221ZM87 174V175H86ZM111 174V173H110ZM221 174V175H220ZM50 175V176H49ZM52 175H54L53 173H52ZM84 175V176H83ZM90 175V176H89ZM255 175H253V177H255ZM31 176H33L31 179L34 181L37 177L36 176H34L32 173H31ZM74 176V177H73ZM89 178H88V177ZM92 176V177H91ZM98 176H101V177H98ZM114 176H115V174H114ZM185 175H183V177H184ZM188 176V175H187ZM187 176H185V177H187ZM221 178H220V177ZM34 177H35V179H34ZM58 177V178H57ZM79 177V178H78ZM91 177V178H90ZM184 177V178H185ZM44 178V177H43ZM42 178V179H43ZM81 178V179H80ZM85 178V179H84ZM87 178V179H86ZM100 178H102V182H104L103 183V186L105 187V188H103V186H101L102 185V182H101V179ZM220 178V179H219ZM45 179V178H44ZM79 179V180H78ZM83 179V180H82ZM88 179H89V181H88ZM91 179V180H90ZM119 179V180H118ZM134 179H135V182H134ZM221 179H223V180H221ZM104 180V181H103ZM133 181V182H132ZM220 181V182H219ZM79 182V183H78ZM217 182V183H216ZM39 183H41V185H43V187H45L44 185H46V187H45V190L47 191V192H44L45 190H44V188L41 186V188L39 189L37 186H40V184ZM49 183V182H48ZM119 183H126L125 185H121L120 186V184ZM184 183H185V186H184V188L186 187V186H188V185H191L192 187L193 186H195V187H191L192 188V196H197L196 198V200L195 201H193V203H192V206L194 207V209H193V212H196V213H199V214H201V216H204V214H208L209 212H211L214 208V201L212 200V198L208 201V202H206V203H204V204H200V202L198 201V200H202V199H204V198H207V194L205 193V192H201V191H198V189H197V184H195V179L194 180H191V177L189 176V177H187V178H185V180H184ZM197 183V182H196ZM216 183V184H215ZM219 183V184H218ZM222 183V184H221ZM243 183V184H242ZM70 184H72V185H70ZM78 184V185H77ZM96 184V185H95ZM193 184V185H192ZM195 184V185H194ZM52 185V184H51ZM74 185V186H73ZM99 185H100V187H99ZM217 185V186H216ZM31 186H29V187H31ZM72 186H73V188H72ZM78 186V187H77ZM115 186H117L118 188L119 187H121V188H119V190H121L122 189V191H120L121 192V194H120V192H119V194H115V193H118V192H116V190H118V189H116L117 187H115ZM127 186H126V188H127ZM71 187V188H70ZM102 187V188H101ZM133 187L131 188L130 187V189H131V191H132V189H133ZM234 187V188H233ZM264 186H262V191H261V193H263L262 195H264V188H263ZM27 188V187H26ZM114 188V189H113ZM129 188V187H128ZM238 189V190H237ZM42 190H44L43 192H42ZM51 191L50 192V194H49V191ZM53 190V191H52ZM100 190L101 191H104V190H106V191H104V193L102 194V197H100L99 195H97V194H100V193H102V192H100ZM184 190H186V189H184ZM234 190V191H233ZM22 191V192H21ZM20 192V194L22 195V193H23V189L21 190ZM76 191H79V193L78 192H76ZM99 191V192H98ZM110 191H111V193H110ZM114 191V192H113ZM133 191H134V189H133ZM2 192V191H1ZM0 192V193H1ZM25 192H26V194H25ZM29 192V190L28 191H26V189L24 190V193H23V195H25L26 197H29L30 195H31V193L29 194L28 193ZM34 192L32 193V194H34ZM73 192V194L74 193H77V195L76 194H70V193H72ZM108 192V193H107ZM181 192V191H180ZM42 193H44V194H42ZM81 193V194H80ZM84 193V195L86 194L87 196H84L83 198H85V199H88V197H91L92 199H88V200H85V202H83V201H81V200H83V199H81L82 198V194ZM114 193V194H113ZM80 194V195H79ZM104 194H106V195H104ZM184 194H186L185 192H184ZM246 194V195H245ZM70 195L71 196H77V199L79 200V201H77L76 203L74 202L75 200H76V198H73V197H71L70 198ZM103 195H104V198H105V200H106V198H107V196L109 195V199H107L106 200V202L108 201L109 203L106 205V203H105V201H104V198H103ZM118 197H117V196ZM129 195V194H128ZM132 195V198H130V200L129 201H127V202H122V207H124V205H127V206H125L124 208L126 209V208H128L127 209V211L129 210V212H130V209L132 208V200L134 199V197H133V193H130V195H129V197ZM170 195V194H169ZM168 194H164V195H162L163 197L164 196H169ZM78 196H79V198H78ZM106 196V197H105ZM149 196V195H148ZM171 196V195H170ZM169 196V197H170ZM216 196V195H215ZM49 197V196H48ZM95 197V198H94ZM25 199V197L24 196H20V198H19V201H18V204H22V202H24L25 200H23V199ZM50 197H49V200L51 199ZM94 198V199H93ZM97 198V199H96ZM99 198V199H98ZM103 198V199H102ZM240 198V199H239ZM23 201H22V200ZM102 199V200H101ZM132 199V200H131ZM233 199H234V201H233ZM47 200L46 202L48 203V205L49 206H47V208H49L50 206H51V208H49V211L48 210H45V211H41V210H44V209H42L41 207H40V212H38V211H36V209L37 208H39L38 206L36 207V209H35V206L34 207H31V209L33 208L34 210H35V213L37 214H35V215H32V214H34V212H31L32 214V216H33V219H32V224H33V226L34 225H36L35 227H40L41 228V224L40 223H42V226H43V228L45 227V228H47V223H46V225L44 226L43 224V220H42V222H41V219H45L46 218V214H44V213H47L48 214V216H47V218L45 219V220H47V219H49V220H52L51 218H53L54 216H56V212H54V211H57L56 209V207L55 206H58V205H56V204H49V203H54V202H51L52 200ZM65 200H67V201H65ZM74 200V201H73ZM92 201V200H94V203H96V200H99L98 202H97V205L95 204V206H94V204H93V202H91L90 204H89V201ZM101 200V201H100ZM65 201V206L64 205H61L60 203H62V202H64ZM81 201V202H80ZM131 201V202H130ZM216 201H217V199H216ZM231 201V202H230ZM85 204V203H87V204H85V205H83V207H82V205H80V204H83V203ZM101 202H102V204H101ZM129 202V203H128ZM1 203V202H0ZM105 203V204H104ZM123 203H125V204H123ZM127 203V204H126ZM234 205H233V204ZM23 204H25V202L23 203ZM63 204V203H62ZM104 204V205H103ZM128 204H130V205H128ZM211 204V205H210ZM86 205H89L88 207H84V206H86ZM101 205H103V206H101ZM113 207H111V206ZM132 205V206H131ZM54 206V210L52 209V207ZM68 206H67V208H68ZM107 206V207H106ZM109 206V207H108ZM21 207H23V205H21ZM19 205H17V208L16 209H14L15 211H17V209H20L21 208ZM30 207H28L29 209L28 210H31L30 209ZM80 207V208H79ZM90 207H92L91 209H90ZM231 207H232V209H231ZM59 208V207H58ZM67 208H65V209H67ZM85 208V209H84ZM95 208V209H94ZM103 208H106V209H103ZM213 208V209H212ZM2 209V208H1ZM81 209V210H80ZM88 209V210H87ZM93 209V210H92ZM112 209H113V212H112ZM38 210V209H37ZM50 210H53V211H51L50 212ZM77 210H79V211H77ZM85 210V211H84ZM86 210H87V212L88 213H86ZM90 210V211H89ZM96 212H95V211ZM111 210V211H110ZM248 210V208H247V206H241V209H240V214L241 215H243V213H245V211H247ZM5 211V212H4ZM11 212V210H4V208H3V210H2V213L5 215V216H7L6 217V222H5V219H3V221L1 220V222H2V224L0 223V227H2V226H4V225H6V226H8V224L10 225L11 223H14L15 221H13V219L15 220V218H13V216L14 215H12L10 212ZM75 211H76V213H75ZM82 211L85 213V216H84V213H82ZM122 211V210H121ZM235 211V210H234ZM10 213V214H8V213ZM42 212V213H41ZM97 212H98V215H96L97 214ZM208 212V213H207ZM28 213H30V211L28 212ZM94 213H96V214H94ZM104 213V214H103ZM113 214V216L114 217H112V214ZM116 213V216L114 215ZM39 214H44L43 216H45V218H43V216H41V215H39ZM73 214V215H72ZM79 214V216H81L82 215V217L80 218V219H83L82 220V222H83V226L81 227L80 225H79V227H80V229L81 230H79L78 228V226H77V219H76V217H79V216H77ZM88 214H90L89 216H88ZM29 214H27V215H24V216H28ZM30 215V216H31ZM101 215H103L104 216V218H101L100 217V219H98V218H96V217H99V216H101ZM35 216V217H34ZM72 216V217H71ZM89 218V217H91V222H93L92 221V219H98L97 221V224H100L101 222H103V223H101V225L103 224V226H106V229H105V227H101V225H99L100 227H101V229L102 230H108L109 229V231H108V233H107V231H105L106 232V234H103L102 236H103V238H102V236L99 234V229H98V226L96 225V223H95V221L96 220H94V222L92 223V224H89V223H91L89 220H88V222H86L87 220L86 219H88L87 217ZM102 216V217H103ZM109 216H111V218L109 217ZM11 217V219H9ZM15 217V216H14ZM95 217V218H94ZM29 218V216L27 217V219ZM105 218H107V219H109V220H111V221H109L108 220V222H107V219H105ZM224 218V219H225ZM192 219V220H191ZM190 219V222H189V224L187 225V231L185 232V235H187L186 236V238H185V240H187V242H189L190 243V233H188V232H191V228H192V226H195V224L197 223V221H194L195 219H193V218H191ZM38 220V224H37V221ZM49 220L47 221V222H49ZM75 221L76 223H74L73 221ZM99 220H100V222H99ZM104 220V221H103ZM106 220V221H105ZM114 220H115V218H114ZM9 223H8V222ZM35 221V222H34ZM53 221H54V219H53ZM52 221V222H53ZM45 222V221H44ZM51 222V221H50ZM50 222H49V224H50ZM52 222H51V224H52ZM104 222H105V224H104ZM139 222V223H138ZM137 223L140 225L139 227L141 228V226H143L142 224H141V221H138ZM224 222V221H223ZM5 223V224H4ZM36 223V224H35ZM73 223H74V226H73ZM88 223V224H87ZM212 223H213V230H216L217 228V223H216V220L214 219L213 221H212ZM244 223V222H243ZM242 223V224H243ZM15 224V223H14ZM75 224H76V226H75ZM85 224L86 225H88L90 228H84V226H85ZM93 224H95L96 226L95 227H93L94 225ZM241 224V225H242ZM16 225H17V223H16ZM26 225H27V223H26ZM39 225V226H38ZM93 225V226H92ZM13 226V224H11V227ZM28 226V225H27ZM33 226H31V228L29 229V231L31 232V233H33V234H31L30 232H29V234L31 235V237H32V239H33V244L31 245V249L33 248V247H37V246H39V244L42 242H46L45 243V245H44V247H42L41 245L39 246V247H37V248H33L32 250H33V252L35 253V255L37 254L38 256H39V259H37V261L39 260V262H40V260H44V261H41V262H43V264H46V263H44L45 261H47V259L46 258H48L49 257V259H48V261H49V263H51L52 264V262L55 260V257H56V262H59L58 264H62V262H65V261H63V259L64 258H62L63 256H62V253L61 254H59L58 256L56 255L55 256V254H54V252H52V250H50L51 251V253H50V251H48L49 249H47V248H49V247H47L48 245H47V243L49 244V238H51V236H50V234H51V232H52V229L49 227V230H48V228L47 229H45L46 230V232H45V230L44 229H38V228H32ZM51 226V225H50ZM57 226V227H56ZM59 226V227H58ZM93 227V230H92V227ZM113 226V225H112ZM131 226V225H130ZM13 227H16L15 225L13 226ZM61 227V228H60ZM97 227V228H96ZM108 227V228H107ZM134 227H135V229L136 228H139L137 225L135 226L134 225ZM133 227V228H134ZM82 228H84L83 230H82ZM12 229V228H11ZM11 229L9 230V232L11 231ZM15 230H17V231H15V233H14V230L12 231V232H10L11 234H10V236L11 235H14V236H18V234H19V230H20V228H14ZM38 229V230H37ZM61 231H60V230ZM98 229V230H97ZM40 230V232L41 233H37V231H39ZM58 230V231H57ZM71 230V231H72ZM101 230V231H102ZM0 231H1V228H0ZM43 231V232H42ZM47 231H49V232H47ZM96 231V232H95ZM97 231H99L98 232V234H97ZM2 232V231H1ZM1 232H0V234H1ZM17 232V233H16ZM74 232H73V234H74ZM159 232H162L161 231V229H159ZM236 231H234V234H236V236H235V238L237 237V233H235ZM36 233V234H35ZM43 233V234H42ZM49 234V237H47V240L45 239V234ZM104 233V232H103ZM115 233V232H114ZM186 233H188V234H186ZM69 234V236L71 237L70 239H67L68 240V242L69 241H71L72 243L74 242L73 241V234H72V232H70V233H68ZM68 234H67V236H68ZM79 234H81V233H79ZM112 234V235H111ZM34 235V236H33ZM58 235V237L56 238V239H60L61 238V236H59ZM99 235V236H98ZM109 235V236H108ZM5 236V235H4ZM3 236V234H2V237H1V235H0V239H2V238H4V241H5V237ZM39 236H42V237H40L41 239L39 240L38 239V237ZM101 236V237H100ZM44 237V238H43ZM104 237H106V239L104 238ZM110 237V238H109ZM115 237V238H114ZM15 238V237H14ZM16 238H18V239H16ZM15 238V240H13V242H10L9 240L7 241V243H6V241L5 242H3V241H0V242H3V244L6 246L5 248H6V251H7V253H6V251L4 252V249L5 248H3L4 246H3V244L2 243H0L1 245H2V247L0 248V251H2V252H4V255H5V253H6V255L3 257L2 256V252H0V256H1V258L3 257V259L5 260L4 261V264H7L8 262H11V260H10V258L8 259L6 256L8 255V257H9V254H8V245H10V244H14V242H16V240H17V242L18 241H20V243H22L24 240L22 239V238H19V237H16ZM68 238V237H67ZM162 238H165V236H162ZM188 238V239H187ZM218 237H216V235L215 236H212L210 239H209V246H210V248H211V250H213L214 248L215 249H218V250H220V248L219 247H217V246H220V244H221V247L223 246V244L224 243H226V241H225V239L223 238H218ZM21 239V240H20ZM39 241L38 243H37V240ZM104 239V240H103ZM108 239V240H107ZM110 239V240H109ZM149 239H151L150 237H149ZM237 239V238H236ZM3 240V239H2ZM41 240H43V241H41ZM46 240V241H45ZM51 240V239H50ZM97 240H103V246H104V248L103 247H101L100 245H101V242L99 243ZM174 241L173 240V237L171 236V237H169V241ZM41 241V242H40ZM105 242V243H104ZM110 242V243H109ZM112 242H113V245H111L112 244ZM20 243L19 244H17V246H15V244H14V254H13V257H17V256H19V258H22V260L24 261V260H27V258L26 257H22V256H20V255H22L23 253H24V251H25V247L26 246H24V244H22L21 246H22V250H20V247L21 246H19L20 245ZM35 243V244H34ZM72 243H67L68 244V246L71 244V245H73ZM8 244V245H7ZM37 244V245H36ZM219 244V245H218ZM0 245V246H1ZM47 245V246H46ZM80 245H82V243L80 244ZM217 245V246H216ZM216 246V247H215ZM45 247H47V248H45ZM70 247H73V246H70ZM191 247V246H190ZM189 246H188V249H190L188 252H187V254H188V256L187 257H192V259L196 262V252H193V250H191V248H190ZM2 248H3V250H2ZM17 248H19L18 250H17ZM39 248H43L42 250L41 249H39ZM45 248V249H44ZM215 249L213 250V251H215ZM36 250H38V251H36ZM45 250V251H44ZM70 250H72V251H70V254L72 255H70L67 259H68V263L67 264H75V262H76V257H74L73 255H74V251H73V249H70ZM19 251V252H18ZM22 253H21V252ZM176 251V250H175ZM223 253L226 255L227 253H228V249H223ZM40 252H41V254L43 255V253H45L46 252V254L48 253H50V255H52L51 257H50V255L48 256V254H47V256H45V255H43V256H45L44 257V259H41V254H40ZM20 253V254H19ZM39 253V254H38ZM86 253V252H85ZM190 253V254H189ZM194 255V256H191L192 254ZM16 254H17V256H16ZM35 256V257H32V259L33 258H37L38 256ZM169 255V254H168ZM196 255V256H195ZM42 256V257H43ZM54 256V260L53 259H51L52 257ZM173 256V253H170V256L169 257H172ZM72 257V258H71ZM7 258V259H6ZM75 259V261H74V259ZM80 258H82L83 259V263H87V264H103V259L100 257V256H96L95 258H94V260H91V258H90V255H81L80 256ZM198 258V257H197ZM212 259H211V261L213 262V257H211ZM3 259H1L0 260V263L2 262V260ZM30 259L31 261H35V259ZM69 259H71V261H69ZM8 262H7V261ZM10 260V261H9ZM29 259H28V261H30ZM53 260V261H52ZM225 260L227 261V263L229 264L230 262V260L227 258V257H225ZM47 261V262H48ZM25 262V261H24ZM24 262H21V264L22 263H24ZM40 262V263H41ZM55 262V263H56ZM49 263H47V264H49ZM19 264V263H18ZM25 264V263H24ZM39 264V263H38ZM64 264V263H63Z\"/></svg>","mask_w":264,"mask_h":264}]
</instances>
